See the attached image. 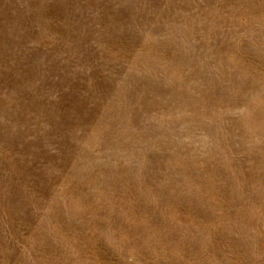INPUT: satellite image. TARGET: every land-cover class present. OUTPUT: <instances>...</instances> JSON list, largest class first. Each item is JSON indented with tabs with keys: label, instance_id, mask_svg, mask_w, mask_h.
<instances>
[{
	"label": "rangeland",
	"instance_id": "obj_1",
	"mask_svg": "<svg viewBox=\"0 0 264 264\" xmlns=\"http://www.w3.org/2000/svg\"><path fill=\"white\" fill-rule=\"evenodd\" d=\"M0 264H264V0H0Z\"/></svg>",
	"mask_w": 264,
	"mask_h": 264
}]
</instances>
